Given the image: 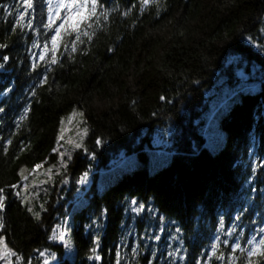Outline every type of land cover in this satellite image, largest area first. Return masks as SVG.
Listing matches in <instances>:
<instances>
[{"label": "trees", "instance_id": "16d2710c", "mask_svg": "<svg viewBox=\"0 0 264 264\" xmlns=\"http://www.w3.org/2000/svg\"><path fill=\"white\" fill-rule=\"evenodd\" d=\"M24 8L22 0H0V43L6 45L0 49V187L17 184L6 188L0 236L23 258L14 256L13 264H39L44 249L56 253L53 264H247L246 250L233 251L231 244L244 241L234 224L259 220L247 200L264 190V0H99L108 19L94 25L93 40L85 38L71 56L61 48L60 63L40 62L33 71L40 51L34 41L42 46L47 17L42 0H35L13 30ZM74 106L85 114L88 153H74L67 185L59 176L49 193L37 194L36 220L20 202L29 195L19 170L51 162L60 118ZM212 130L224 132L214 151L207 146ZM157 139L173 152L167 164L150 171L141 162L102 191L93 188L98 170ZM85 171L93 187L83 203H74L82 188L75 180ZM133 198L147 205L139 214L131 211ZM65 216L71 258L48 239ZM153 233L160 239H145ZM97 234L101 260H89ZM174 252L184 253L183 260ZM263 260L252 258L253 264Z\"/></svg>", "mask_w": 264, "mask_h": 264}, {"label": "snow or ice", "instance_id": "6c2138e0", "mask_svg": "<svg viewBox=\"0 0 264 264\" xmlns=\"http://www.w3.org/2000/svg\"><path fill=\"white\" fill-rule=\"evenodd\" d=\"M149 0H144V3H148ZM23 5L25 6L24 11L19 12L17 21L13 24V30L16 29L17 25L20 24V20L26 16L29 10L34 8L35 0H22ZM7 7V6H6ZM99 0H42V9L41 14H46V21L42 22V30L46 34L43 44L41 46L40 42L34 41V47H38L39 57L38 60H34L31 64L29 71H33L37 69L38 64L40 62H47L49 67L51 65H55L61 62V48H63V54H67L71 56L78 52L81 45L85 44V38H87L88 42L93 40L95 35L94 25H99L101 16L106 21L108 19L107 13H101L98 11ZM34 20L29 19L27 21V25L29 28H32L33 31H37L36 28L33 27ZM6 48V45L0 43V49ZM108 51H112L111 48ZM35 55V54H34ZM50 56V60L48 59ZM3 62H7L9 60L8 55H4L2 57ZM0 67H5L4 63H0ZM48 79V72L45 71L44 75L39 79V83L41 85L45 84ZM4 93L10 91L9 89H4ZM35 94V88H33L29 95ZM161 99H165V97L161 96ZM5 109L0 107V112H4ZM29 109L26 107L23 110V114L18 116L17 124L24 119L27 115ZM77 112L74 110L73 115H76ZM78 115L81 117L80 124L82 126V131H78L77 139L69 141L72 145V148L68 151H59V168L56 165H53L48 169L49 174L53 177V183L55 182L56 176H61L63 179L61 183L67 185L69 183V175H68V167L69 163L72 161V153L77 149H82L85 153H88V149L84 144V140L89 133V128L86 126L87 121L84 119V112L80 111ZM63 123V121H62ZM61 135L57 137V143L59 145L60 141L64 140V129L61 127ZM7 143V142H5ZM96 145H100L102 143L101 138L97 137ZM58 149L54 148L53 152H57ZM92 158H95V153H89ZM264 163V162H262ZM42 167V164H37L34 166L35 169H39ZM21 180L25 181L24 188L27 190L28 185L26 183L27 177L24 175L25 169L22 167L20 170ZM89 173L87 171L83 172L76 180V185H84L88 181ZM47 182V181H46ZM6 188H11L15 190L17 188V184H11L6 187H0V212L5 210L7 195ZM17 197L20 196L19 191H15L14 193ZM20 202L25 204L27 207V211L32 214L33 218L39 220L41 217L40 212L34 211L32 206H29V198L28 196H24ZM138 201L136 198H133L131 201V211L134 214H139L144 211L147 205L143 202H139L138 207L136 206ZM40 208L44 211L47 209L44 208V205L41 204ZM107 210H103L100 215L103 216ZM240 217L237 216L238 220ZM163 220V217H160ZM92 224H98V220H92ZM69 221L68 217L65 216L60 224L54 226L52 234L48 236L50 241L59 242L62 244L64 248L70 249L72 247V242L69 239L70 228L68 227ZM264 225V222H262ZM4 227L3 217L0 216V228ZM88 225H85L87 228ZM180 229H177L179 232ZM234 231V229H229V233ZM258 236H251L247 240L248 249H247V264H253L252 258L257 257L264 258V226H261L258 230ZM100 236L93 235L92 236V244L93 247L89 249V251L93 254L87 257L89 260L99 261L101 260V256L98 254V247L100 243ZM145 239H155L159 240L160 237L155 235L154 233L149 237L145 235ZM219 236H217L212 242V252L209 255H212L216 248L218 247L217 241H219ZM225 244H228V240H224ZM231 248L233 251L244 249L241 248L240 243H232ZM132 251L135 254L138 251L136 243L132 244ZM180 249H176V252H179ZM119 254V253H117ZM40 257L43 258L42 264H51L52 261L56 259V253L51 252L48 249H44L39 252ZM171 255V253H170ZM223 255V254H221ZM15 256L17 261L22 260L23 258L16 254L13 249L9 248L7 244L4 242V237L0 236V259L8 262L10 261V257ZM28 264H31V260L29 259ZM151 264V261L149 262ZM197 264H200L198 261Z\"/></svg>", "mask_w": 264, "mask_h": 264}, {"label": "rangeland", "instance_id": "374dc122", "mask_svg": "<svg viewBox=\"0 0 264 264\" xmlns=\"http://www.w3.org/2000/svg\"><path fill=\"white\" fill-rule=\"evenodd\" d=\"M238 85H235L237 87ZM222 97H220L219 100H221ZM219 102V101H218ZM220 104V103H219ZM74 110H76L77 114L73 115ZM80 111H83L82 109L74 106L70 110H68L62 117L60 118L57 133H56V139H55V146L54 148H57V152H53V159L48 164L44 163L42 164V168L35 171V172H29L27 168L23 167L25 169L24 175L28 178L26 183L28 185V195H29V206H33L34 202L41 203L42 200L37 197V194H45L49 193L53 187H55V183H57V177H55V182L53 183V177L49 174L48 169L51 168L53 165H56L57 168H59V151H68L72 148V145L69 143V141L76 140L77 139V133L78 131H82V126L80 124L81 117L78 115ZM85 119V116H84ZM63 121V123H62ZM87 126V124H86ZM61 127H63L64 132V140L60 141L59 145L57 143V137L58 135H61ZM223 135L224 132L219 130H212L207 146L210 150L214 151L216 150L220 144L223 141ZM161 147L162 152L156 153L155 148ZM78 150V149H77ZM75 150L72 153V156L74 157V153L77 151ZM173 153L168 148V142L161 141L160 139L155 140V143H152V145H149L148 143H145L143 145V148L141 151H135L129 154H122L118 158L112 161L110 168L101 169L95 178V184L93 187V183L90 182L89 178H93L92 175L90 177L88 176V181L84 185H80L81 187H84V191L89 190L90 184H92V187L96 189V191L100 192L102 191L112 180L115 179V177L125 171L132 169L133 167L137 166L139 163L144 162L148 169L150 171H153L158 166L165 165L169 162L171 159ZM73 159V158H72ZM22 168V167H21ZM20 168V169H21ZM63 177L59 178V181H61ZM47 181V182H46ZM24 181H21V188H24ZM78 195L80 196L79 204L83 203L85 200V195L82 190L78 192ZM24 197V196H23ZM22 197V198H23ZM69 224L68 227L70 228V220L68 219ZM58 225V224H57ZM69 239L72 242V247L70 249H66L65 253L69 258L73 255L74 248H73V239L71 236V233L69 234ZM56 260V259H55ZM55 260L51 262V264L55 263ZM42 261L39 264H42ZM0 264H9L4 260H0Z\"/></svg>", "mask_w": 264, "mask_h": 264}, {"label": "bare ground", "instance_id": "6f19581e", "mask_svg": "<svg viewBox=\"0 0 264 264\" xmlns=\"http://www.w3.org/2000/svg\"><path fill=\"white\" fill-rule=\"evenodd\" d=\"M135 151H137V150H134V151H132V152H135ZM157 153V152H156ZM126 154H129V153H126ZM112 163V162H111ZM254 227H257L258 226V224L257 223H254V225H253ZM185 259V258H184ZM246 259H248V258H246ZM182 260H183V258H182ZM245 262H247V260L245 261ZM181 264H186L184 261H182V262H180Z\"/></svg>", "mask_w": 264, "mask_h": 264}]
</instances>
